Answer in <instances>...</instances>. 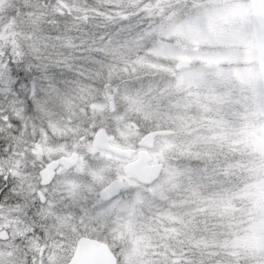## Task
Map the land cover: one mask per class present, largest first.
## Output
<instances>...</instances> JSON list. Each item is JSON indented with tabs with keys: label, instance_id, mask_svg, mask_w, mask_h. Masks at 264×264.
I'll return each mask as SVG.
<instances>
[{
	"label": "snow or ice",
	"instance_id": "6c2138e0",
	"mask_svg": "<svg viewBox=\"0 0 264 264\" xmlns=\"http://www.w3.org/2000/svg\"><path fill=\"white\" fill-rule=\"evenodd\" d=\"M161 4L0 0V264H264V252L207 251L195 214L151 227L173 192L212 193L240 163L137 154L154 124L145 57L168 19ZM125 138L131 153L109 150Z\"/></svg>",
	"mask_w": 264,
	"mask_h": 264
},
{
	"label": "rangeland",
	"instance_id": "374dc122",
	"mask_svg": "<svg viewBox=\"0 0 264 264\" xmlns=\"http://www.w3.org/2000/svg\"><path fill=\"white\" fill-rule=\"evenodd\" d=\"M197 1L200 5L192 16L179 24L172 22L168 30L157 34L156 44L145 57L146 71L175 76L186 87L198 86L225 91V101L216 106L219 108L218 113L238 116L243 111L246 115L259 119L253 129L247 130L245 125L244 130L237 132L234 137H228L229 140L233 138L231 145L234 152L245 155L257 151L264 158V122L260 121V117L264 116V97L253 36L251 2ZM180 60H190L192 65L178 71L176 64ZM210 61L218 62L219 67L209 69L207 63ZM147 85H151L150 80ZM151 120L156 124L157 131H172L170 135L156 137L154 147L148 151L152 159L180 148L202 152L204 147L206 150L210 146L211 150H215L219 144L214 140L218 137L216 131L219 128L215 120L193 122L189 116L183 115ZM115 144L132 149L127 138L124 144L119 141ZM141 149L142 147L138 150ZM178 191L180 190L173 193ZM247 199L251 201L254 218L252 226L244 228L245 240L255 244L261 253L264 252V165L253 190L245 193L244 200ZM161 211L166 217L172 214L163 208ZM202 243L207 244L205 240Z\"/></svg>",
	"mask_w": 264,
	"mask_h": 264
},
{
	"label": "trees",
	"instance_id": "16d2710c",
	"mask_svg": "<svg viewBox=\"0 0 264 264\" xmlns=\"http://www.w3.org/2000/svg\"><path fill=\"white\" fill-rule=\"evenodd\" d=\"M172 2L174 0H162L161 7L168 13V19L163 21V31L168 30L172 22L176 21L179 24L190 17L181 15L179 9L170 11L169 4ZM199 5L200 2L193 0L192 13L198 10ZM146 72L150 77L151 85L146 84L145 91L150 93L148 99L154 106L150 120L164 117L170 119L177 115L189 116L193 122L200 123L215 120L219 128L216 131L218 137L214 140L219 144L215 150H211L208 146L206 150L204 147L202 152H218L240 160V163L230 170L235 179L232 180L230 177V183L220 184L212 193L205 195L203 189L193 188L188 184H185L183 190L172 193L162 207L172 214L166 217L161 211L152 226H170L178 218L195 214L202 221L201 228H206L204 240L207 244L202 243V246H206L207 251L223 252L229 248H238L259 254L256 245L245 240L244 228L252 226L254 216L251 201L249 199L245 201L244 196L245 193L248 194L253 190L261 174L264 158L257 151L245 155L235 153L231 145L233 138L228 139L244 130L245 125L247 130L253 129L259 119L252 118V115H246L243 111L238 116L218 113L219 108L216 106L225 101V91L198 86L186 87L175 76L157 71ZM260 121L264 122V116L260 117ZM150 127L151 132L157 131L156 124H151ZM210 144L212 145V142ZM172 200H175L173 204H171ZM203 221L207 222L206 225Z\"/></svg>",
	"mask_w": 264,
	"mask_h": 264
},
{
	"label": "water",
	"instance_id": "95a60500",
	"mask_svg": "<svg viewBox=\"0 0 264 264\" xmlns=\"http://www.w3.org/2000/svg\"><path fill=\"white\" fill-rule=\"evenodd\" d=\"M251 2V17H252V25H253V36L254 43L256 49V56L262 86V92L264 97V0H250ZM192 65L190 60H180L176 64V69L178 71L187 69ZM207 67L209 69H217L219 67V63L215 61H210L207 63ZM172 132L169 130H160L153 131L149 136L145 138L143 141L142 149L137 152L139 156L144 158L152 159L150 151L155 145V139L158 136H166L170 135ZM108 148L111 152L117 154L127 155L132 152L131 148H123L119 147L112 142L108 145ZM147 171H151V169H147ZM84 254L86 256H98L100 255V250L96 247H88L85 249Z\"/></svg>",
	"mask_w": 264,
	"mask_h": 264
},
{
	"label": "flooded vegetation",
	"instance_id": "af4514ba",
	"mask_svg": "<svg viewBox=\"0 0 264 264\" xmlns=\"http://www.w3.org/2000/svg\"><path fill=\"white\" fill-rule=\"evenodd\" d=\"M139 150H137V152H138Z\"/></svg>",
	"mask_w": 264,
	"mask_h": 264
}]
</instances>
